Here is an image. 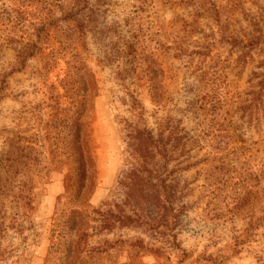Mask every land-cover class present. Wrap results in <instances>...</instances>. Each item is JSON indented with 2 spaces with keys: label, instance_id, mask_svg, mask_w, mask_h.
Segmentation results:
<instances>
[{
  "label": "rangeland",
  "instance_id": "374dc122",
  "mask_svg": "<svg viewBox=\"0 0 264 264\" xmlns=\"http://www.w3.org/2000/svg\"><path fill=\"white\" fill-rule=\"evenodd\" d=\"M213 1L227 12L229 31L234 35L251 31L252 19L264 25V0ZM107 9L106 23L102 26L118 22L123 37H130L135 30L139 46L153 52L163 71L159 78L163 97L156 103L141 93L137 101L140 108H133L126 90L133 91L134 85L115 80L113 67L97 62L100 58L97 45L91 36L87 38L89 66L98 87L87 137L93 178L87 182L86 191L90 190L81 207L88 224L82 227V236L75 232L70 236L73 248L69 255L64 232L66 236L61 239L64 245L56 256L59 259L56 264H264V203L252 209L256 225L250 237L244 232L250 218L227 215L223 203V195L232 192L239 174L258 172L264 165V109L261 105L258 110L246 109L247 116L238 121L242 115L239 108L250 98L247 93L254 89L251 72L256 71L262 57L253 54L243 64L238 60L241 52L231 51L228 46L218 45L211 55L216 59L207 62H217L222 75V88L213 93L227 97L216 117L219 121L227 119L229 146L215 150L207 137L201 139L199 147L189 151L182 140L175 153L158 165L159 177L153 183L176 191L175 198L171 195L167 199L173 210L165 213L168 219L176 216L175 220L155 231L128 222H115L109 231L101 228V216L94 211L109 207L116 215L119 205L129 213L118 184L135 163L127 138L128 126L143 123L155 138L161 132L163 138H174L172 130L176 127L178 137L189 132L201 138L206 129L200 118L194 120L189 112H184L191 100L203 98L198 91L201 84L197 82L196 64L177 60L164 49L171 46L173 31L182 21L195 20L194 8L185 5L184 0H111ZM39 11L36 0H0V65H15L13 48L34 41L32 24L43 17ZM59 15L56 9L55 16ZM198 21L201 32L190 35L189 51L195 46L191 42L206 40L204 33L210 35L213 31L218 39L219 28L207 14L200 12ZM10 39L16 42L10 45ZM56 48L52 41L43 44L41 54L30 58L24 70L8 77L11 95L0 100V161L5 165L1 175L7 179L6 188L10 192L2 211L18 218L17 229L21 230H11L6 223L0 245L2 249L12 245L15 252L0 264H47L56 235H53L55 224L63 225L62 212L68 213L70 207L64 181L72 161L75 128L71 111H64L71 107L69 100L61 97L64 90L60 82L67 72L66 60L55 57L44 69L47 62L44 56ZM188 84L193 85L194 91L186 95ZM262 100L264 103V96ZM221 164L230 178L218 175L219 178L208 181L210 175L215 177L222 172ZM6 165L11 167L12 179L4 172ZM224 180L228 184H223ZM261 186L264 187V181ZM254 190L259 191L260 186ZM20 193L28 198L18 199Z\"/></svg>",
  "mask_w": 264,
  "mask_h": 264
},
{
  "label": "trees",
  "instance_id": "16d2710c",
  "mask_svg": "<svg viewBox=\"0 0 264 264\" xmlns=\"http://www.w3.org/2000/svg\"><path fill=\"white\" fill-rule=\"evenodd\" d=\"M36 2L40 5L38 13L43 17L38 19V23L32 24L34 41L32 40L31 44L19 49L13 48L16 52L15 65L9 64L8 67L0 65V100L11 95L8 89V77L24 70L30 58H35L42 53V45L52 41L57 48L44 56L47 61L44 69H48L55 61V57L59 56L60 59L66 60L67 72L65 78L60 82V86L64 90V95L61 97H67L69 100L71 107L65 108L64 111L67 113L71 111L75 128L73 135L75 145L70 155L72 161L64 181V185L67 187L65 198L68 199L67 205L69 204L70 207L67 209L68 213L62 212L63 225H59L58 222L55 224L56 229L53 230V235H56H54V241L47 255V264H56L59 260L56 256L60 252L61 245H64L61 244V239L65 233H67V236L65 235L67 239L64 241L68 251L67 255H69L73 248L70 236L73 232L80 233L82 236V227L88 224L86 222L87 215L81 207L90 190L86 191L87 182L93 178L90 173V161L87 154V137L90 133L89 119L93 112V100L96 97L98 87L94 73L89 66L90 50L88 49L87 38L91 36L97 45L100 57L97 62L106 63L113 67L112 74L115 80L120 83L129 81L134 85L136 91L126 90V95L132 101L133 108H140L137 101H139L138 97L141 93L146 94L156 103L160 102L163 94L160 93L162 88L159 78L163 71L153 52L146 47L139 46V37L135 30L132 31L130 37H123L122 25L118 22H113L109 26L106 24L102 26L106 23V15L109 12L107 7L111 5V0H36ZM184 2L185 5L194 8L195 20L191 22L182 21L176 31H173L175 35L172 37L171 46H165L164 49L171 52L177 60L186 59L188 65L196 64V74L199 72L197 82L201 84L198 91L203 98L200 101L191 100L186 104L184 112H189L194 120L197 117L200 118L203 127L206 128L205 132L201 138L199 135L194 133L191 135L189 132L185 133V136L178 137V127H176L172 130L174 131L172 134L174 138L171 136L163 138V132L158 133L155 138L152 131L143 123L128 126L130 129L127 138L135 163L131 164L130 170L120 177L118 184L126 199L125 205H128L129 213L126 214L119 205L116 206V215H113L109 207L102 211H94L101 216L100 222L103 230L113 229L115 222H128L142 225L147 228L146 230L155 231L163 224L167 225L169 220H175L176 216L172 215L168 219L166 218L168 215L165 213L169 214L170 209L173 210L170 208L167 199L171 195L175 198L176 191L170 188L166 189L164 185L153 183L159 177L158 165L161 162L164 164L170 154L175 153L182 140H185V148L187 147L189 151L194 146L199 147L201 139L207 137L212 142L210 147L215 150H222L229 146L231 135L225 129L227 119L221 118L219 121L216 117L217 110L226 104L227 97L221 93L220 97L217 92L213 93L216 89L222 88L220 85V83L223 84L222 75L217 69V62H207L208 59L210 61L216 59L211 55L218 45L228 46L231 51H240L238 60L243 64H246L247 58L251 59L253 54H260L262 60L258 62L256 71L251 72L252 81L255 82L252 86L254 89L247 93L250 98L243 101L242 107L239 108L242 115L238 121H243L247 116L246 109L258 110L260 105L264 109L262 100L264 96V25H260L252 19L250 22L251 31L234 35L229 31L230 23L227 12L223 7L222 9L219 8L215 1L184 0ZM56 9L60 14L59 17L55 16ZM200 12L207 14L208 18L216 23L219 28L218 39H216V34L213 31L210 32V35L204 33L206 40L202 43L191 42L195 46L193 50L189 51L187 42L190 41V35L201 32L198 27ZM127 23L128 21H125V24ZM14 42H16L14 39L8 40L10 45ZM8 69L9 71H7ZM192 86V84L186 85V95L194 91ZM51 88L54 89V86ZM139 90H141L140 93H138ZM198 162L201 160L191 165ZM221 165L222 172L216 174L215 177L210 175L208 181L219 178L218 175L223 179L230 178L223 172L224 164ZM1 168H5L2 161H0V238L7 224L11 230L21 231L17 229L18 218L16 219L15 216L2 211L7 194L10 192H7V179L1 175ZM4 172H7L8 177L12 179V171L9 165H6ZM238 176L239 180L231 189L232 192L223 195L224 209L227 215L232 217L244 215L246 218H250L248 228L244 231L246 236L250 237L249 234L256 225V222H253L252 209L264 203V187L261 186V182L264 181V165L258 172H248ZM224 181L223 184H228L226 180ZM257 186H260L259 191L254 190ZM17 198L20 200L27 199L28 196L20 193L17 194ZM128 214H132L135 219H131ZM170 222L172 223V221ZM8 248L2 249L0 245V262L15 252L12 245ZM65 259L68 258L65 257Z\"/></svg>",
  "mask_w": 264,
  "mask_h": 264
}]
</instances>
